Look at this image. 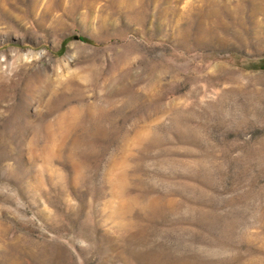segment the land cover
Returning a JSON list of instances; mask_svg holds the SVG:
<instances>
[{
    "label": "rangeland",
    "instance_id": "374dc122",
    "mask_svg": "<svg viewBox=\"0 0 264 264\" xmlns=\"http://www.w3.org/2000/svg\"><path fill=\"white\" fill-rule=\"evenodd\" d=\"M0 264H264V0H0Z\"/></svg>",
    "mask_w": 264,
    "mask_h": 264
},
{
    "label": "trees",
    "instance_id": "16d2710c",
    "mask_svg": "<svg viewBox=\"0 0 264 264\" xmlns=\"http://www.w3.org/2000/svg\"><path fill=\"white\" fill-rule=\"evenodd\" d=\"M82 40H86V41H89L87 38L85 37H80ZM62 48V47H61ZM61 50V49H60Z\"/></svg>",
    "mask_w": 264,
    "mask_h": 264
}]
</instances>
